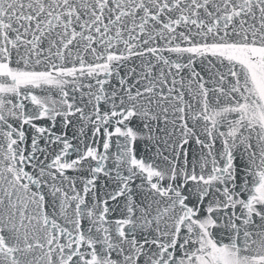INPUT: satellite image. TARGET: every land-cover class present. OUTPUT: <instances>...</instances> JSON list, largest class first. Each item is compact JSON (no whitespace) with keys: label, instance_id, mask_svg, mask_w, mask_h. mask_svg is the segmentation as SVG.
<instances>
[{"label":"snow or ice","instance_id":"snow-or-ice-1","mask_svg":"<svg viewBox=\"0 0 264 264\" xmlns=\"http://www.w3.org/2000/svg\"><path fill=\"white\" fill-rule=\"evenodd\" d=\"M0 264H264V0H0Z\"/></svg>","mask_w":264,"mask_h":264}]
</instances>
